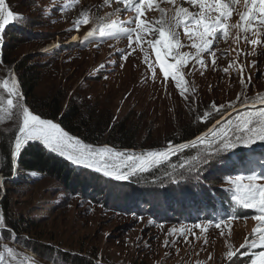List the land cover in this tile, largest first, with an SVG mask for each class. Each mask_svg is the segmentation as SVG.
Masks as SVG:
<instances>
[{
  "label": "rangeland",
  "instance_id": "obj_1",
  "mask_svg": "<svg viewBox=\"0 0 264 264\" xmlns=\"http://www.w3.org/2000/svg\"><path fill=\"white\" fill-rule=\"evenodd\" d=\"M6 3L22 18L7 25L3 33L0 81L9 79L11 82L14 79L21 95L19 75L14 64L9 65L6 59L16 58V62L26 60L27 65L34 66L39 77L35 92L41 101L56 96L64 99L65 108L71 100L69 104L76 105L86 119L99 117L100 126L109 118L112 123L127 119L128 124L136 129L139 143L156 144L155 147L145 148V151L166 147L162 144L178 134L182 127L199 123L205 112L210 113L208 121L215 124L220 115L214 114L211 109L213 101L217 105L227 104L236 101L237 94L241 92H246L249 97L264 95V55L256 54L264 52V45L251 46L244 40L236 42V29L231 30L227 40L221 38L215 43V65L208 54H202L205 67L201 68L195 60H191L183 69L188 86L187 98H184L171 79L167 82L163 80L155 64L154 52L146 43L143 50L137 47L123 61L118 53L120 50L129 51L126 38L108 39L99 45L93 40L84 45L78 42L96 24L81 26L79 31L69 30L73 29L74 21L83 11H87L93 21L98 17H104L105 22L127 21L134 16V12H115L123 5L115 2L104 5L103 0H79L78 4L74 0H6ZM158 3L167 18L173 17L179 6L190 11L198 10L185 0H176L175 6L167 0H158ZM159 18L158 10L148 11L145 17L148 21ZM237 20L238 16L234 14L229 22ZM178 32L184 45L179 51L194 55L195 49L191 48V41L183 34V29H178ZM76 35L80 39L70 42ZM50 44H55V48L45 51ZM241 50L247 55H238ZM225 51L227 55L221 56L220 53ZM145 55L156 68L155 79L144 62ZM230 64L232 67L225 73L223 69ZM101 65L104 67L101 68ZM240 65L244 66L245 85L240 83ZM249 76L250 84L247 82ZM0 95H4L6 101L2 90ZM21 96L23 103L26 97L24 93ZM250 105L242 108L237 103L235 109L229 110L224 117L229 114L234 116L237 111L252 107ZM261 106L264 105L257 107ZM18 125L15 115L9 120L7 114L0 111V129L12 134ZM105 145L111 146H97ZM254 147L257 153H264V145ZM114 148L125 151L124 148ZM141 149L134 153L140 154L143 152H140ZM234 151V155L224 154L214 158L203 168L199 190L193 187V180L173 183L168 176L182 171L178 167L172 169L171 163L179 164L196 156L201 152L200 147L186 157L154 169L149 175L142 174L127 181L77 167L63 158L69 164L68 178L64 182L37 173L25 178V172H20L17 167L15 176L28 182L13 187L12 194L19 212L43 217L42 231L46 240L53 241L64 250L77 252L82 249L83 253H92L97 263L250 264L249 257L256 251L264 250L259 246L255 249L248 246L258 240L253 234L257 222L251 218L257 212L232 202L234 189L228 191L233 186L226 180L228 176L247 175L249 170L219 162L230 156L231 161L238 163L249 153L243 147ZM255 170L259 173L264 168L257 167ZM3 187L7 192L5 182ZM221 197L227 199V205L222 206ZM212 204L217 206L218 211L211 214ZM34 207L36 212H33ZM228 215L240 218L219 229L214 223H209ZM196 223L203 224L207 231L193 228ZM182 227L192 229L187 234V242L179 237ZM171 229H177L176 233H171ZM166 239L170 241L167 248L163 246ZM5 245L13 248L17 255L12 264H55L40 258L34 250L7 240L0 241V251ZM229 250L237 252L231 262L227 258Z\"/></svg>",
  "mask_w": 264,
  "mask_h": 264
},
{
  "label": "snow or ice",
  "instance_id": "obj_2",
  "mask_svg": "<svg viewBox=\"0 0 264 264\" xmlns=\"http://www.w3.org/2000/svg\"><path fill=\"white\" fill-rule=\"evenodd\" d=\"M112 2L123 5L122 8L115 9L116 13L131 10L134 12V16L127 21L105 22L104 17H98L96 21H93L89 18L88 12L83 11L74 21L73 29L69 30L79 31L81 26H87L90 23H95L96 26L89 30L78 44L86 45V43L96 40L99 45L108 39L126 38L129 51L120 50L118 53L120 59L126 61L137 47L143 50V45L146 43L154 52L155 64L158 65L163 80L167 82L171 79L184 98H187L185 93L188 86L183 69L191 60H195L201 68L205 67L206 61L202 58V54H208L212 58L211 63L215 65L216 50H214V45L221 38L227 40L232 29L237 30L236 42L244 40L251 46L264 45V0H185L187 4L198 10L190 11L187 7L179 6L171 18L166 17L165 10L159 7L158 0H103L104 5H109ZM167 2L176 5V0H167ZM74 3L78 4L79 0H74ZM151 10L160 12L158 20L148 21L145 19L147 12ZM234 14L238 16V20L235 23H230ZM21 18L10 9L6 0H0V43L3 41L6 26ZM133 24L135 26L131 27ZM181 28L183 34L191 41V48L195 49L194 55L179 51L184 47L178 32V29ZM256 54L264 55V52ZM220 55L225 56L227 52H221ZM238 55L246 56L247 53L241 50ZM144 62L155 79L156 68L152 63H149L147 55H145ZM252 63L256 64L255 61ZM103 67L104 65H101V68ZM230 67H232L231 64L223 71L227 73ZM239 72L240 83L245 85L243 65H240ZM247 82L250 84V76L247 78ZM0 90L7 97L5 101V96L0 95V111L5 112L9 120H12L14 115L19 120L18 129L12 134L9 148L10 165L13 171H16L22 149L32 143L38 144L50 154L58 155L77 167L102 173L105 177L118 181H127L132 177L151 173L154 169L169 164L173 157L179 159V154L185 150L200 147L201 152L196 156L182 160L179 164L171 163L172 169L175 170L178 167L182 171L175 174L170 173L168 176L173 183L193 180V187L199 190L202 183L200 173L214 158L222 157L224 154L234 155V150L240 147L248 149V155L238 163L231 161L230 156L219 162L224 165L231 163L249 170L247 175L226 177L228 183L233 186L228 191L234 189L231 200L236 206L256 210L257 214L251 218L257 222L253 234L258 237V240L252 241L248 246L253 249L258 246L264 249V182H261L264 181V171L258 173L255 170L257 167L264 168V153H257L254 147L264 145V106L256 107L257 104L264 105V95L249 97L246 92H241L237 94L236 101H229L227 104L217 105L213 101L211 109L214 110V114H219L221 119L216 120V123L207 128V131L187 143L173 144L169 141L164 148L136 154L117 150L113 146L97 147L85 143L80 138L69 134L61 124L35 114L30 106L26 105V101L21 102L23 97L18 92L17 82L14 79L11 82L9 79L0 81ZM237 103L242 108L251 103L252 107L237 111L234 116L229 114L224 117L223 113L229 109H235ZM209 118L210 113L205 112L200 122L206 124ZM153 182H155V178H153ZM239 218L228 215L218 220L209 221V223H214L215 227L219 229L222 225H227L230 221ZM8 227L6 216L0 213V236L3 231L8 230ZM193 228L199 229L201 232L207 231V228L201 223L194 224ZM170 231L176 233L177 229ZM191 232L192 229L182 227L179 229V237L184 238L187 242V234ZM9 238L15 239V236L10 232ZM169 243L170 241L166 239L163 246L167 248ZM171 243H175V241H171ZM204 243L206 244L207 241L205 240ZM244 246L241 245V247ZM3 249L0 251V264H12L17 260L13 248L5 245ZM236 255L235 251L227 252L230 262ZM249 259L250 264H264V250L254 252Z\"/></svg>",
  "mask_w": 264,
  "mask_h": 264
},
{
  "label": "trees",
  "instance_id": "obj_3",
  "mask_svg": "<svg viewBox=\"0 0 264 264\" xmlns=\"http://www.w3.org/2000/svg\"><path fill=\"white\" fill-rule=\"evenodd\" d=\"M16 58L6 62L14 64V69L19 75L22 91L26 97V104L30 109L39 114L42 118L58 121L59 124L71 135L77 136L94 145L109 144L117 148L140 149L154 147L156 144L146 145L138 142L136 129L128 124L127 119L112 123L110 118L100 126V118L91 116L88 119L82 116L81 111L73 103L64 108V99H58L56 96L39 99L36 95L35 88L38 84L39 77L36 76L34 66L27 65L26 60L16 62ZM40 100V101H38ZM212 123H196L186 125L181 128L180 132L172 136L163 146H167L169 141L173 144L182 143L192 140L194 137L206 130ZM13 134V133H12ZM12 134H7L0 129V173L8 178L5 181L7 192L0 204V213L6 216L8 230L2 232L1 240L11 241L25 248L35 251L40 258L55 264H102L97 263L92 253H83L82 249L77 252L63 249L53 241L46 240L43 233V217L19 212L15 206V200L12 194V188L22 185L28 180H22L19 177L12 178L13 170L10 165L9 148L12 142ZM161 145V144H157ZM151 149V148H149ZM194 149L185 150L179 154V159L190 155ZM177 159L173 157L172 160ZM20 169L25 172L23 177H30L31 173H37L42 176L53 178L57 181H65L68 178L69 164L62 160L58 155L50 154L36 143L29 144L22 149L19 157ZM28 173V174H26ZM151 173H145L149 175ZM227 199L221 197L222 206L227 205ZM212 204L210 211L216 213L218 209ZM33 212H36L35 207ZM10 232L15 239L9 238ZM35 236L31 239L30 237ZM30 239H29V238ZM134 264H146L137 263Z\"/></svg>",
  "mask_w": 264,
  "mask_h": 264
},
{
  "label": "water",
  "instance_id": "obj_4",
  "mask_svg": "<svg viewBox=\"0 0 264 264\" xmlns=\"http://www.w3.org/2000/svg\"><path fill=\"white\" fill-rule=\"evenodd\" d=\"M21 95H23V93H22V91H21ZM229 110H231V109H229ZM228 110V111H229ZM228 111H226L225 113H223V116L228 112ZM235 112V111H234ZM221 117V116H220ZM220 117H218L217 118V120H219V118ZM211 127H212V124L210 125ZM210 126H208L207 128H209ZM207 128H206V130L205 131H207ZM198 136V135H197ZM195 138V137H194ZM193 138V139H194ZM82 140V139H81ZM84 141V140H83ZM85 143H88V142H85ZM89 144H91V143H89ZM92 145H94V144H92ZM94 146H97V145H94ZM97 147H100V146H97ZM155 147V146H154ZM157 148H164V147H157ZM124 150L125 151H132V152H138V150L137 149H130V148H124ZM146 149H141L140 150V152L141 151H145ZM18 168H19V171L20 172H22V170H20V165H19V160H18ZM15 173H16V171H13V175H12V178H17L16 176H15ZM6 180H8V178L6 177V176H4L3 174H1L0 173V189L2 190H4V193L3 194H0V204H1V201H2V199L4 198V196H5V194H6V191H5V188H3V183L6 181ZM2 186V187H1ZM1 209V208H0Z\"/></svg>",
  "mask_w": 264,
  "mask_h": 264
},
{
  "label": "bare ground",
  "instance_id": "obj_5",
  "mask_svg": "<svg viewBox=\"0 0 264 264\" xmlns=\"http://www.w3.org/2000/svg\"><path fill=\"white\" fill-rule=\"evenodd\" d=\"M80 39V37H79V35H76L75 37H73V39L70 41V42H73V41H77V40H79ZM55 44H50V45H48L47 46V48H45L44 50L45 51H49V50H51V49H53V48H55ZM258 105H260V104H257L256 105V107L258 106ZM250 106H252V105H250ZM144 152V151H143ZM17 167H18V165H17ZM4 184V183H3ZM3 186V185H2ZM1 186V187H2ZM4 188V187H3ZM0 194H1V189H0Z\"/></svg>",
  "mask_w": 264,
  "mask_h": 264
}]
</instances>
